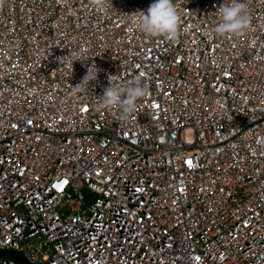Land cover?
Instances as JSON below:
<instances>
[{"label": "built area", "instance_id": "2783aa9c", "mask_svg": "<svg viewBox=\"0 0 264 264\" xmlns=\"http://www.w3.org/2000/svg\"><path fill=\"white\" fill-rule=\"evenodd\" d=\"M223 2L174 0L168 39L131 23L150 0H0V251L264 264V0L220 36ZM92 63L98 79L74 88ZM137 79L127 119L100 107L109 81Z\"/></svg>", "mask_w": 264, "mask_h": 264}, {"label": "clouds", "instance_id": "9594fccd", "mask_svg": "<svg viewBox=\"0 0 264 264\" xmlns=\"http://www.w3.org/2000/svg\"><path fill=\"white\" fill-rule=\"evenodd\" d=\"M215 13L219 16V21L215 24L213 32L220 36L241 33L251 23V16L245 0L223 2ZM134 14L138 15L131 23L147 36L177 38L181 17L174 0H152L147 13L140 11ZM99 72L100 69L95 63H92L88 66L82 81L74 88L88 90L91 83L98 79ZM147 91V86L141 83L139 79L129 80L125 83L109 81V86L104 89L103 95L99 97L100 107L102 109L118 108L120 118L127 119L138 99L144 97Z\"/></svg>", "mask_w": 264, "mask_h": 264}, {"label": "water", "instance_id": "95a60500", "mask_svg": "<svg viewBox=\"0 0 264 264\" xmlns=\"http://www.w3.org/2000/svg\"><path fill=\"white\" fill-rule=\"evenodd\" d=\"M0 257H8L19 264H29L21 254L11 250L0 251Z\"/></svg>", "mask_w": 264, "mask_h": 264}, {"label": "rangeland", "instance_id": "374dc122", "mask_svg": "<svg viewBox=\"0 0 264 264\" xmlns=\"http://www.w3.org/2000/svg\"><path fill=\"white\" fill-rule=\"evenodd\" d=\"M186 135H187V141L188 142L192 141V139H193V133L191 131H188Z\"/></svg>", "mask_w": 264, "mask_h": 264}, {"label": "trees", "instance_id": "16d2710c", "mask_svg": "<svg viewBox=\"0 0 264 264\" xmlns=\"http://www.w3.org/2000/svg\"><path fill=\"white\" fill-rule=\"evenodd\" d=\"M152 1V0H150ZM84 194H85V197H86V201H90L92 199V196L87 192V191H84Z\"/></svg>", "mask_w": 264, "mask_h": 264}]
</instances>
